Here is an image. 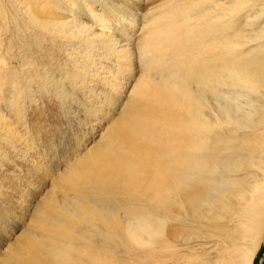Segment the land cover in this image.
Instances as JSON below:
<instances>
[{
	"label": "bare ground",
	"instance_id": "bare-ground-1",
	"mask_svg": "<svg viewBox=\"0 0 264 264\" xmlns=\"http://www.w3.org/2000/svg\"><path fill=\"white\" fill-rule=\"evenodd\" d=\"M13 61L21 94L138 75L96 105L103 132L60 174L72 191L32 198L2 264H257L264 0H0V62ZM80 179L90 190L77 195Z\"/></svg>",
	"mask_w": 264,
	"mask_h": 264
},
{
	"label": "rangeland",
	"instance_id": "rangeland-1",
	"mask_svg": "<svg viewBox=\"0 0 264 264\" xmlns=\"http://www.w3.org/2000/svg\"><path fill=\"white\" fill-rule=\"evenodd\" d=\"M9 44L11 45V42ZM14 47L18 51V47L16 45ZM64 63L67 64V61H64ZM11 66H14V69ZM6 67L13 69L15 72L12 70L5 71ZM131 68H134L133 70L136 72L134 66ZM133 70L130 71L129 69L128 72L124 70L120 75L116 72L113 76L106 73L108 71L106 69V72H101L99 76H88L84 86L78 87L72 95L68 96L70 98H64L52 86L44 90L35 89L34 82L27 86L29 89L24 93H18L16 91L18 89L15 86L20 88L26 83V81L18 80L19 66L17 67V63L14 61L12 64L7 65L0 62V264L3 263V251L11 245V242L17 240L18 237L16 235L28 220L23 212H25L26 205L33 200L32 198L45 196L47 193H51L53 197H57L60 195L62 189H67L66 191L69 192L72 191L69 190L71 182L67 183L63 181L60 177L61 172L66 165L87 160V147L91 146L98 139L99 134L103 132L106 125L104 121L102 122V119L99 117L100 115L97 117L99 112L97 106H99V103L102 104V110L106 111L107 108H111L112 104L115 105L117 103L115 102L116 98L119 97L118 95H122L123 91L125 95L132 86V83H134L132 81H134V77L138 74L133 72ZM129 73L133 74L130 81H128V77L126 76ZM5 74H9L8 77ZM13 75L14 79H12ZM14 83L17 84L14 85ZM125 86H127L126 90H124ZM86 89L89 90L86 91ZM89 91L91 94H88ZM92 94L94 96H91ZM82 96L83 99H81ZM91 131H95L93 135ZM6 143L9 144L6 145ZM82 164L79 162L77 167H80ZM98 172L99 170L96 168L95 174ZM78 184L77 186L80 189H77V195L83 192L88 193L90 188L87 185V181L80 179ZM53 185H55L54 189ZM58 185H62V188ZM5 200L8 203H5ZM6 210L8 212L5 214ZM65 218L69 220V223L66 221L68 226L65 229L59 227L58 231L66 234L65 230L70 229V225L74 224L75 220L68 214H66ZM36 224L38 228H35V230L40 231L39 229L43 225H39L37 222ZM47 227L51 231L54 229L50 227L49 223ZM256 262L257 264H264V243L256 256ZM11 264L14 263L12 262Z\"/></svg>",
	"mask_w": 264,
	"mask_h": 264
}]
</instances>
